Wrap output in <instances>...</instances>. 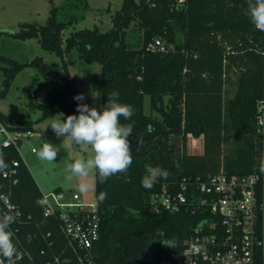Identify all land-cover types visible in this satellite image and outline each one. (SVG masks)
<instances>
[{
    "label": "trees",
    "instance_id": "obj_1",
    "mask_svg": "<svg viewBox=\"0 0 264 264\" xmlns=\"http://www.w3.org/2000/svg\"><path fill=\"white\" fill-rule=\"evenodd\" d=\"M80 1L89 7L87 0ZM178 3L123 0L112 17L110 30L85 28L65 40L63 32L73 21H60L56 8L44 25L21 24L14 36L38 39L43 49L62 58V69L48 65L42 57L19 63L0 55L6 76L0 100L25 66H34L41 73L32 79L28 103L41 112V117L36 121L12 120L0 110V120L11 130L34 132L35 124L48 117L79 115L77 104L83 102L74 99L80 94L78 77L70 73L65 61L74 49L85 62L101 65V78L93 81L101 108L113 91L119 92L118 102L134 108L130 120L121 117L122 124L133 125L129 137L132 165L126 174L112 176L105 183H100L95 173L101 220L100 238L94 247L97 264H161L166 254L181 250L203 216L190 211H156L150 196L163 188L179 190L184 178L193 182L198 176L205 180L217 173L221 147L230 133L239 140L232 154L224 158L225 170L237 174L260 171L262 144L255 118L263 92L262 32L245 15L246 0H184L177 8ZM133 23L142 31L139 47L127 41ZM157 38L166 50L150 48ZM232 68L238 73L237 90L233 98L225 100L226 72ZM145 96H150L152 110L160 117L145 113ZM149 126L154 129L151 133ZM189 135L204 136V153L186 151ZM138 139L142 143L137 144ZM6 155L7 162L20 161L13 201L25 215H32L34 224L29 230L37 229L38 222L42 231H53L58 251L65 241L56 221L42 214L41 189L32 172L15 148H7ZM146 165L166 169L168 178L157 179L151 189L144 188ZM100 192L107 193L102 203L98 200ZM28 247L40 261L51 253L39 238ZM42 248L48 255H41Z\"/></svg>",
    "mask_w": 264,
    "mask_h": 264
},
{
    "label": "built area",
    "instance_id": "obj_2",
    "mask_svg": "<svg viewBox=\"0 0 264 264\" xmlns=\"http://www.w3.org/2000/svg\"><path fill=\"white\" fill-rule=\"evenodd\" d=\"M183 1L179 0L176 7L180 8ZM150 48L166 50L159 38ZM260 54L263 92L256 104L255 118L262 144L260 171L237 174L221 168L205 180L199 176L193 182L184 178L179 190L163 188L151 194L150 203L156 211H190L203 216L184 240L181 250L166 254L161 264H264V171H261L264 169V32ZM30 134V131L11 130L0 120V157L7 165L0 171V214L16 216L11 225L15 252L10 257L0 254V264H97L94 247L101 231L97 199L87 202L76 190L41 192L42 214L56 221L65 241L58 251L54 248L58 240L53 231H42L38 222L37 229L29 230L34 224L32 215H25L13 201L14 186L20 178V161L7 162L6 149L13 147L21 154L23 141ZM37 238L44 240L51 252L43 261L28 247ZM40 253L48 255L43 248Z\"/></svg>",
    "mask_w": 264,
    "mask_h": 264
},
{
    "label": "rangeland",
    "instance_id": "obj_3",
    "mask_svg": "<svg viewBox=\"0 0 264 264\" xmlns=\"http://www.w3.org/2000/svg\"><path fill=\"white\" fill-rule=\"evenodd\" d=\"M89 7L80 0H0V55H5L19 63H29L36 57H42L48 65L62 69L63 60L54 52L41 47L38 39H18L14 34L18 33L23 23H36L44 25L53 8L57 9V17L60 21L72 20L73 24L63 32L65 40L73 32L97 27L106 32L113 27L112 17L122 6L123 0H87ZM142 31L137 23H133L128 30L127 41L139 47L141 45ZM65 61L71 74L78 77V89L83 94L82 102L89 107L101 109V100L98 96L93 99V81L101 78V65L97 62L87 63L79 57L77 50H72L65 56ZM0 64V89L3 88L5 74ZM35 76H41L38 68L27 65L14 78L7 96L0 101L1 110L12 120L31 119L36 121L41 117L39 110L29 107L30 86ZM238 73L235 69L226 72L225 98L234 96L237 88ZM167 96L165 97L167 101ZM144 111L146 114L161 116L152 110L150 96H145ZM68 115L59 113L36 123L37 131L26 137L21 146V155L24 162L32 172L41 192H50L57 189L78 190L79 181L75 178L68 179L69 173L66 164L75 158L87 159L91 152L86 146H77L64 137H57L50 124ZM239 137L230 133L222 145L221 168L224 158L235 150ZM45 142H50L59 148L55 161L42 160L36 154ZM35 148V152L32 149ZM186 151L191 154H202L205 151L204 136L189 135L186 142ZM91 188L82 197L87 202H95V172L89 176Z\"/></svg>",
    "mask_w": 264,
    "mask_h": 264
},
{
    "label": "clouds",
    "instance_id": "obj_4",
    "mask_svg": "<svg viewBox=\"0 0 264 264\" xmlns=\"http://www.w3.org/2000/svg\"><path fill=\"white\" fill-rule=\"evenodd\" d=\"M247 15L255 29L264 32V0H246ZM99 94H93L97 99ZM77 101L84 100L83 94L74 97ZM119 92L113 91L108 94L107 102L100 110L89 107L87 104L78 103L79 115H68L50 124L57 137H64L77 146H86L90 149V156L75 158L66 164L69 173L68 179L79 181L78 190L86 193L90 190L89 176L95 172L100 183H105L110 177L126 174L133 163L131 143L129 137L132 135L133 125L122 124L124 120H130L134 115V108L129 104L118 102ZM154 129L149 126L148 132ZM142 139L137 140V144ZM59 148L50 142H45L36 150V154L42 160L55 161ZM7 167L0 157V171ZM146 175L142 179V186L151 189L157 179H167L168 171L160 166L146 165ZM264 171V169H261ZM107 199L106 192H100L98 200L103 202ZM16 221V216L11 213L0 214V254L10 257L15 252L13 241L14 233L11 225Z\"/></svg>",
    "mask_w": 264,
    "mask_h": 264
},
{
    "label": "crops",
    "instance_id": "obj_5",
    "mask_svg": "<svg viewBox=\"0 0 264 264\" xmlns=\"http://www.w3.org/2000/svg\"><path fill=\"white\" fill-rule=\"evenodd\" d=\"M226 78V77H225ZM225 83H226V79H225ZM236 90H237V88H236ZM225 91H226V84H225V90H224V99L225 100H227V99H230V98H233L234 96H235V94H234V96H232V97H230V98H225ZM236 93V92H235ZM1 101V100H0ZM0 110H1V108H0ZM2 111V110H1ZM36 125V124H35ZM35 127V131L34 132H36L37 131V129H36V126H34ZM34 132H31V133H34ZM222 166H224V164L222 165Z\"/></svg>",
    "mask_w": 264,
    "mask_h": 264
}]
</instances>
